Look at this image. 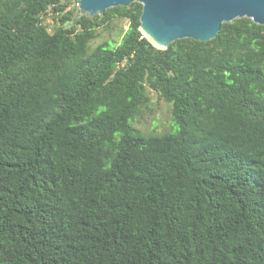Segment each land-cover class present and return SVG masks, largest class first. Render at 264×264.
<instances>
[{"label": "trees", "instance_id": "trees-1", "mask_svg": "<svg viewBox=\"0 0 264 264\" xmlns=\"http://www.w3.org/2000/svg\"><path fill=\"white\" fill-rule=\"evenodd\" d=\"M77 3L0 0V264H264V25L158 49Z\"/></svg>", "mask_w": 264, "mask_h": 264}, {"label": "water", "instance_id": "water-1", "mask_svg": "<svg viewBox=\"0 0 264 264\" xmlns=\"http://www.w3.org/2000/svg\"><path fill=\"white\" fill-rule=\"evenodd\" d=\"M143 5L140 29L158 49L192 38L214 39L223 22L248 17L264 25V0H79L81 14L102 15L111 7Z\"/></svg>", "mask_w": 264, "mask_h": 264}, {"label": "rangeland", "instance_id": "rangeland-1", "mask_svg": "<svg viewBox=\"0 0 264 264\" xmlns=\"http://www.w3.org/2000/svg\"><path fill=\"white\" fill-rule=\"evenodd\" d=\"M81 13V12H80ZM89 16L88 14H84ZM128 28V21L116 19L110 30L101 31L96 44L102 41L118 42L123 32ZM134 126L145 134L164 133L173 129L171 106L151 92V101L141 115L133 121Z\"/></svg>", "mask_w": 264, "mask_h": 264}, {"label": "built area", "instance_id": "built-area-1", "mask_svg": "<svg viewBox=\"0 0 264 264\" xmlns=\"http://www.w3.org/2000/svg\"><path fill=\"white\" fill-rule=\"evenodd\" d=\"M77 5L79 6V3H77ZM53 15V6H50L43 14H42V17L44 16H48L47 17V21L49 22L50 18L52 17Z\"/></svg>", "mask_w": 264, "mask_h": 264}]
</instances>
